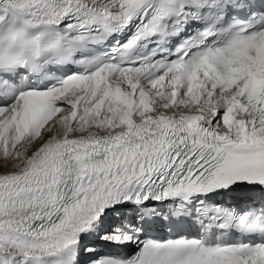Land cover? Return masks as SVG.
<instances>
[{
  "label": "snow or ice",
  "instance_id": "6c2138e0",
  "mask_svg": "<svg viewBox=\"0 0 264 264\" xmlns=\"http://www.w3.org/2000/svg\"><path fill=\"white\" fill-rule=\"evenodd\" d=\"M0 264H264V0H0Z\"/></svg>",
  "mask_w": 264,
  "mask_h": 264
}]
</instances>
